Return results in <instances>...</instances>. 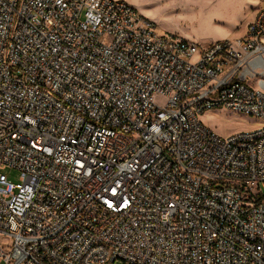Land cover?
I'll list each match as a JSON object with an SVG mask.
<instances>
[{"label": "built area", "instance_id": "1", "mask_svg": "<svg viewBox=\"0 0 264 264\" xmlns=\"http://www.w3.org/2000/svg\"><path fill=\"white\" fill-rule=\"evenodd\" d=\"M118 261L264 264V5L202 45L125 0H0V262Z\"/></svg>", "mask_w": 264, "mask_h": 264}, {"label": "rangeland", "instance_id": "2", "mask_svg": "<svg viewBox=\"0 0 264 264\" xmlns=\"http://www.w3.org/2000/svg\"><path fill=\"white\" fill-rule=\"evenodd\" d=\"M125 1L153 21L158 34L176 36L202 45L243 36L247 25L264 5V0ZM202 121L223 137L258 126L254 117L226 110L208 112L202 116ZM5 173L12 182H20L19 170L7 169Z\"/></svg>", "mask_w": 264, "mask_h": 264}]
</instances>
